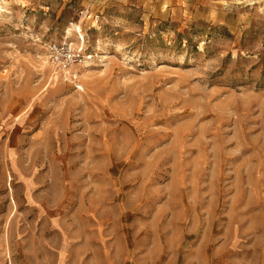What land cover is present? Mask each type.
I'll use <instances>...</instances> for the list:
<instances>
[{"label": "rangeland", "instance_id": "1", "mask_svg": "<svg viewBox=\"0 0 264 264\" xmlns=\"http://www.w3.org/2000/svg\"><path fill=\"white\" fill-rule=\"evenodd\" d=\"M0 264H264V0H8Z\"/></svg>", "mask_w": 264, "mask_h": 264}, {"label": "built area", "instance_id": "2", "mask_svg": "<svg viewBox=\"0 0 264 264\" xmlns=\"http://www.w3.org/2000/svg\"><path fill=\"white\" fill-rule=\"evenodd\" d=\"M8 0H0V14L4 12L5 6ZM50 51H53L55 53L54 60L60 61H69L72 57V53L70 52V47H63V46H57L56 44H53L49 47ZM62 57V58H61Z\"/></svg>", "mask_w": 264, "mask_h": 264}]
</instances>
